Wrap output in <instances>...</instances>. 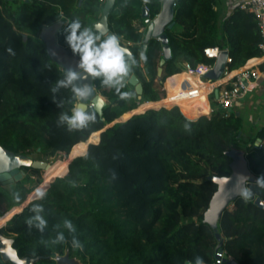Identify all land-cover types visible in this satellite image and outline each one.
I'll use <instances>...</instances> for the list:
<instances>
[{
  "label": "trees",
  "instance_id": "obj_1",
  "mask_svg": "<svg viewBox=\"0 0 264 264\" xmlns=\"http://www.w3.org/2000/svg\"><path fill=\"white\" fill-rule=\"evenodd\" d=\"M104 1L0 0V146L32 159L53 151L66 156L70 150L68 157L45 169L42 182L26 186L31 179L27 174L19 181L0 182L3 215L22 203L40 182L38 187L50 181L45 199L32 200L16 211L0 225V234L13 239L20 258H33L31 264H57L55 257L66 251L82 264H194L197 256L206 264H216L219 240L203 222V212L216 190L209 177L230 174L231 159L225 152L234 147L243 149L250 170L264 177V125L245 131L241 113L232 110L225 115L213 94L209 95L211 111L205 114L209 111L206 93L213 86L207 83L198 97L193 94L191 100L177 101L184 114L170 103L177 91L174 82L185 77L178 74L183 62H212L203 53L206 47L229 51V76L245 62L249 66L260 61L256 21L238 7L222 17L221 0H175L176 25L166 30L171 58L164 62L158 78L162 46L157 39H149L142 61L145 24L141 14L146 7L154 17L161 0H115L109 29L132 53L131 72L142 82V96L138 98L127 82L128 75L119 93L94 78L106 104L101 114L88 107L97 112L96 121L70 132L58 116L62 111L70 114L77 97L70 89L51 92L65 70L48 56L38 33L44 25L61 20L57 41L68 47L66 26L79 18L83 26L93 27ZM9 47L14 55L6 51ZM258 68L263 71L264 62ZM166 77L167 96L162 88ZM53 96L62 107H57ZM126 111L141 112L107 127L98 140L99 130ZM85 150L86 158L80 155ZM76 155L80 156L68 163ZM31 172L33 177L38 170ZM247 187L252 198L234 199L221 215L218 231L226 257L237 264H264V207L254 203L256 197L264 203V187L256 183ZM13 192L19 194L18 201ZM34 203L44 205L48 220L44 233L25 223ZM65 218L76 227L83 250L72 247L67 230L54 229ZM59 230L65 232L66 242L54 245L50 241ZM0 264L11 262L0 255Z\"/></svg>",
  "mask_w": 264,
  "mask_h": 264
},
{
  "label": "water",
  "instance_id": "obj_2",
  "mask_svg": "<svg viewBox=\"0 0 264 264\" xmlns=\"http://www.w3.org/2000/svg\"><path fill=\"white\" fill-rule=\"evenodd\" d=\"M174 2L175 0H161L160 9L158 13L152 18L149 16L146 7L142 8L141 16L144 19L145 33L141 44V58L142 61L145 60L146 47L149 39L153 38L160 41L162 48L161 58L157 67L158 78H161L162 66L164 62L171 58V50L168 45L166 30H171L176 25L174 21ZM114 3L115 0L104 1L103 7L101 9V16L97 21L93 23V27L96 24H99L102 26V28L107 30L108 34L112 33L109 29L108 17ZM62 26L63 21L61 20L56 21L50 25H44L38 33L39 38L44 42L46 52L51 60L57 63L64 70L69 68L76 69L79 57L77 55H74L69 47L63 46L57 41L56 34L59 30H61ZM122 47L126 50V53L129 56V72L127 82L133 86L134 92L136 93L138 98H141L143 93L142 82L134 73L131 72L133 61L132 53L126 45H122ZM228 58L229 51L227 49H222L215 57L212 68L204 75V77L210 82L220 80L225 74L226 69L228 68ZM78 84H88L92 89V92L83 101H81L80 98L77 97L76 106L79 105L86 110L88 109V107H92L99 114H101L102 108L106 104V100L96 90L94 86V78L88 76L86 79L78 81ZM213 96L214 98L217 96V89L213 91ZM89 103H91V106L89 105ZM139 112L141 111L133 113L132 115ZM235 114L238 115L239 113L236 111ZM116 122L120 121L114 120L112 123L99 130L98 140L100 138L101 131ZM240 134L241 132H239L237 136H240ZM259 142L260 139L258 138L255 142V145H258ZM91 143L95 142H89L88 145ZM88 145L86 147V150L88 148ZM86 150L84 152H86ZM69 153L70 150L66 155L67 157L69 156ZM225 154L231 159L229 164L231 171L227 176L213 175L209 177V179L216 184V190L213 192L209 200L208 207L203 212V222H206L210 226V228L214 231L216 238L219 240L215 253L216 264H237V262L232 258L228 259L226 256H224L221 234L218 231V222L224 210L229 207L234 199L239 197V195L236 194L239 187L241 185L247 187L249 183H256L255 181L260 176L256 175L250 170L246 158V153L243 149L231 148L230 150L226 151ZM80 155L69 158L68 163L73 158ZM49 165V163L42 159H32L31 157L25 155L14 154L12 152H8V150L0 146V182L21 180L24 176H26L25 167H29L30 169L35 170H45ZM48 183L44 187H46ZM33 195L34 193L30 196L27 203L21 207V209L33 200ZM254 203L260 207H264V203L260 199V197H256ZM0 255L5 261L11 262V264H31L34 260L33 258L29 257L20 258L17 255L15 248L13 247V239L2 234H0ZM55 261L57 262V264H82L77 257L70 256L68 251H66L63 255H57L55 257ZM186 264H189V262H186Z\"/></svg>",
  "mask_w": 264,
  "mask_h": 264
},
{
  "label": "clouds",
  "instance_id": "obj_3",
  "mask_svg": "<svg viewBox=\"0 0 264 264\" xmlns=\"http://www.w3.org/2000/svg\"><path fill=\"white\" fill-rule=\"evenodd\" d=\"M64 32L66 33L64 36L65 43L72 53L79 57V61L76 69L69 68L65 70L63 78L56 81L55 86L51 88V92L55 94L61 88L70 89L75 97H79L83 101L91 94L92 89L88 84H78V81L90 76L99 78L102 85L119 93L129 72V56L122 47L119 36L116 33L108 34L107 30L99 24L94 27L83 26L79 18L73 19L66 26ZM6 51L11 55L15 54L11 47L6 48ZM52 100L57 103V107H62V102L58 103L55 96ZM96 119L97 112H90L79 105L72 109L70 114L62 111L58 116V121L66 126V129L70 132L83 129L90 122H95ZM188 127L189 125L185 124V128L188 129ZM87 155V152L83 153L85 158ZM112 178H116L115 173H113ZM255 182L260 187H264V177H258ZM236 194L246 201L253 196L252 190L243 185L239 187ZM46 195V187H37L32 199L43 201ZM13 197L17 201L20 199L17 192H13ZM30 211L33 214L25 223L29 228H35L40 233H44L48 227V220L44 215V205L34 203ZM61 228L67 230L68 235L71 237L72 247L83 250L84 245L78 238L77 229L72 221L65 218L62 225H54V229ZM50 242L54 245L66 242L65 232L63 230L56 231L55 237ZM189 264H192V262H189ZM194 264H205V261L202 257L197 256Z\"/></svg>",
  "mask_w": 264,
  "mask_h": 264
},
{
  "label": "built area",
  "instance_id": "obj_4",
  "mask_svg": "<svg viewBox=\"0 0 264 264\" xmlns=\"http://www.w3.org/2000/svg\"><path fill=\"white\" fill-rule=\"evenodd\" d=\"M173 6H175V2L173 3ZM234 7L243 9L253 15L261 35V41L258 45L260 56L257 58L264 60V0H234L232 1L231 8ZM221 50L222 49L218 47L204 48L203 53L207 58L212 60L211 63L200 62L196 65H190L187 62H183L182 70L178 72V74L182 73L185 75V77H183L179 82H174L177 91L172 97V102L170 105H176L180 109L181 107L177 102L178 100H191L190 97H192L193 94H196L198 97L201 94L202 83L213 85L206 93V97L212 94L215 89H217V96L215 99L217 101L218 107L225 112V115H228L234 109L236 101L242 100L248 95L250 85L258 81L261 77V70L258 68V62L249 66H246L245 62V64L238 68L237 72L231 76L228 75L227 68L223 77L218 81L210 82L204 77V75L212 68L214 59ZM229 62L230 58H228V63ZM168 77H166L165 80ZM162 88L164 89L165 96H167V89L164 85V82L162 84ZM89 105L91 106V103H89ZM201 114L203 113H200V115ZM2 224L4 223H0V225ZM227 258L231 259L230 257Z\"/></svg>",
  "mask_w": 264,
  "mask_h": 264
},
{
  "label": "rangeland",
  "instance_id": "obj_5",
  "mask_svg": "<svg viewBox=\"0 0 264 264\" xmlns=\"http://www.w3.org/2000/svg\"><path fill=\"white\" fill-rule=\"evenodd\" d=\"M99 17L101 16V11L100 13H98ZM177 29V28H175ZM105 99V98H104ZM262 109H264V106L261 107ZM257 110H259V112H257ZM262 110L259 109H251V105H248L242 112H241V118H242V128L245 130V131H255L258 126L260 125V123L262 122V119L264 117V114L262 112H260ZM133 114L132 113H129L128 111L122 113L116 120L117 121H121L123 119H125L126 117H128L129 115ZM260 117L261 121H256V119ZM234 148H238V147H234ZM8 152H11L8 150ZM66 156L63 152H59V151H53L51 154H48V155H43L42 157V160L46 161L47 163H49L51 166H54L55 164H57L58 161L60 160H63L65 159ZM25 171H26V174L27 175H30V180H28L27 182H25V185L26 186H33L35 185L38 181H41L43 180V175L45 173V170H38L37 173H34L33 177H31V169L29 167H25ZM61 170H59L60 172ZM40 182V183H41ZM40 183L38 184V186L40 185ZM37 186V187H38ZM36 187V188H37ZM6 189H11V185H6L5 186ZM35 188V189H36ZM33 189L30 193H28L25 197V199L22 201V203H20L19 205H14L10 208L7 209V211L9 210H13V214L18 211L21 206H24L25 203H27L28 199L30 198V196L33 194L34 190ZM5 208V207H4ZM13 208V209H12ZM11 213L10 215V218L11 216L13 215Z\"/></svg>",
  "mask_w": 264,
  "mask_h": 264
},
{
  "label": "crops",
  "instance_id": "obj_6",
  "mask_svg": "<svg viewBox=\"0 0 264 264\" xmlns=\"http://www.w3.org/2000/svg\"><path fill=\"white\" fill-rule=\"evenodd\" d=\"M221 1L222 2L220 4V6L218 7V9L220 11V15L222 17H225L231 11V9H232L231 8V4H232V1H234V0H221ZM142 29L143 28H141V30ZM263 62H264L263 59L260 60V61H258V65H261ZM165 81H164V85H165ZM249 89H250L249 90V93H248V95L244 99L238 100V101L235 102V106H234V109L233 110L237 111L238 113H241L248 105H251V109H254L255 110V109H259L260 108V110H262L260 112H262L264 114V109L261 108V107L264 106V70L261 71V77H260V79L258 81H256L255 83L251 84ZM206 99H207L209 111H208V113H205V114H209L210 111H211V105H210V101H209V96H207ZM147 102H150V101H147ZM180 111H181V108H180ZM257 112H259V110H257ZM256 121H261L260 117H258L256 119ZM263 123H264V117H263L262 122L260 123V125H263ZM13 211H14V209L13 210L6 211L4 213L6 215H9V216H7L8 217V220L10 219L11 213L13 214ZM1 216L2 215H0V217Z\"/></svg>",
  "mask_w": 264,
  "mask_h": 264
},
{
  "label": "bare ground",
  "instance_id": "obj_7",
  "mask_svg": "<svg viewBox=\"0 0 264 264\" xmlns=\"http://www.w3.org/2000/svg\"><path fill=\"white\" fill-rule=\"evenodd\" d=\"M238 70V69H237ZM205 85V83H202V87H201V92H203V86ZM49 168V166L47 167V169ZM55 167H52V169H54ZM8 215L4 214L0 217V223H5L8 221Z\"/></svg>",
  "mask_w": 264,
  "mask_h": 264
},
{
  "label": "flooded vegetation",
  "instance_id": "obj_8",
  "mask_svg": "<svg viewBox=\"0 0 264 264\" xmlns=\"http://www.w3.org/2000/svg\"><path fill=\"white\" fill-rule=\"evenodd\" d=\"M144 28H145V27H144ZM144 28H143V29H144ZM143 29H142V30H143Z\"/></svg>",
  "mask_w": 264,
  "mask_h": 264
}]
</instances>
